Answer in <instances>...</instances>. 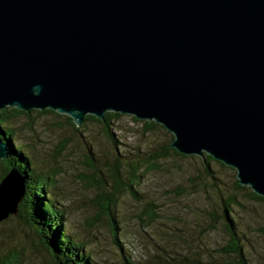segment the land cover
Listing matches in <instances>:
<instances>
[{
	"label": "water",
	"instance_id": "obj_1",
	"mask_svg": "<svg viewBox=\"0 0 264 264\" xmlns=\"http://www.w3.org/2000/svg\"><path fill=\"white\" fill-rule=\"evenodd\" d=\"M154 120L264 197V0H0V110ZM1 134V131H0ZM0 135V160L8 158ZM26 178L0 180V221Z\"/></svg>",
	"mask_w": 264,
	"mask_h": 264
},
{
	"label": "rangeland",
	"instance_id": "obj_2",
	"mask_svg": "<svg viewBox=\"0 0 264 264\" xmlns=\"http://www.w3.org/2000/svg\"><path fill=\"white\" fill-rule=\"evenodd\" d=\"M10 124L38 170L60 169L54 191L65 208L67 229L86 243L95 264H219L228 234L223 223L209 226L207 210L232 194L239 199L231 213L249 264H264V201L237 188L236 170L213 161L211 177L200 156H172L145 171L152 164L150 153L172 141L166 129L144 131L142 123L124 115L113 126L122 142L116 149L96 121L76 130L63 114L35 109L13 116ZM116 150L146 159L138 193H116L118 228L97 203L98 193L112 191L109 172ZM94 174L106 179L103 189L91 183ZM9 259L55 264L40 235L18 213L0 221V264Z\"/></svg>",
	"mask_w": 264,
	"mask_h": 264
},
{
	"label": "trees",
	"instance_id": "obj_3",
	"mask_svg": "<svg viewBox=\"0 0 264 264\" xmlns=\"http://www.w3.org/2000/svg\"><path fill=\"white\" fill-rule=\"evenodd\" d=\"M35 110V109H32ZM30 110V111H32ZM38 110V109H37ZM30 111H24L16 107H6L0 110V131L1 137L8 143V158L1 159L3 169L0 172V180L11 167H16L26 178V193L19 204L18 217L26 224L33 228L41 237V241L45 248L50 252L55 264H95V259L92 257V252L87 250V245L84 241L76 239L67 229L65 208L60 203L59 196L56 195L54 189L57 183V176L60 169L53 167L50 170H38L28 155L25 144L16 140L14 128L10 124L13 116L18 114H26ZM39 112H52L60 114L57 111L46 108L38 110ZM69 124L76 126L73 119L63 114ZM127 115L120 112L107 111L103 119H100L92 114H87L84 117L83 125L88 121H96L100 123L102 132L106 139L118 149L122 144L120 138L113 130L115 120ZM136 122L143 124L144 131H151L155 127L166 129L163 125L154 120H143L133 115H130ZM166 131L173 140V134ZM171 143V142H170ZM167 143L156 152L150 153L151 165L145 166V171L155 169L157 162L161 159L170 158L172 156L196 157L197 155H185L178 152L174 147ZM62 146V145H61ZM65 146L63 145L62 148ZM61 148V149H62ZM201 162L205 167L206 172L212 177V169L210 165L213 161L218 162L221 166L235 168L225 165L223 162L213 158L209 154H205ZM127 159V160H124ZM114 165L111 164L110 178L112 191H100L97 195V203L99 204L102 213H108L111 216L112 224L118 228L113 208L117 203L116 193L128 191L131 194H137L138 191L135 185H139L142 178L141 170L145 165L146 159H141L138 154H133L130 151L126 153L118 152L114 154ZM92 166L96 168L94 162ZM214 177V176H213ZM91 183L98 189L105 187L106 179L104 177L97 178L94 174ZM239 190H248V195L255 199L264 201V197L256 194L249 186L241 185L238 179L235 180ZM107 184V183H106ZM221 204L217 207L208 208L209 226L216 227L218 223H223L228 234V240L221 248V253L224 255L219 264H249L248 257L244 250V245L241 237L238 234L235 226V220L232 216L233 206L239 203V199L235 194L221 196ZM2 264H19L15 259L8 261L2 260ZM129 264H131L129 262Z\"/></svg>",
	"mask_w": 264,
	"mask_h": 264
}]
</instances>
